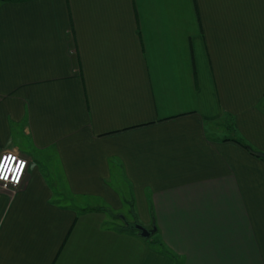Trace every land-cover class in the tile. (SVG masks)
I'll return each mask as SVG.
<instances>
[{"label":"crops","instance_id":"1","mask_svg":"<svg viewBox=\"0 0 264 264\" xmlns=\"http://www.w3.org/2000/svg\"><path fill=\"white\" fill-rule=\"evenodd\" d=\"M15 127L0 264H264V161L228 139L264 154V0L0 4V151ZM55 161L69 199L129 202L163 250L58 205Z\"/></svg>","mask_w":264,"mask_h":264},{"label":"rangeland","instance_id":"2","mask_svg":"<svg viewBox=\"0 0 264 264\" xmlns=\"http://www.w3.org/2000/svg\"><path fill=\"white\" fill-rule=\"evenodd\" d=\"M0 4H2V3H0ZM16 129H17V127H15L14 129H13V132H14V135H16L18 138H19V140L20 141H17V139H14L13 141H11L10 142V144L8 145V147H7V149H3L2 151H0V155L1 154H4V153H6V152H14V153H16V154H18L19 155V153L21 152V151H24V152H22V153H20V155H24V154H26V152H27V149H28V145H29V143H28V141L27 140H25V141H23L24 140V138H22L21 136H19V135H17V131H16ZM23 141V142H22ZM19 155V156H20ZM25 157L27 156V155H24ZM21 157H23V156H21ZM24 158V157H23ZM24 159H26V158H24ZM43 169V168H42ZM45 172H47L48 174H50V175H52L51 177H52V179H55V183H56V185H57V197L55 198V196H54V198L52 199V200H54L58 205L60 204V205H65V204H70V202H72V204L73 205H80V206H83V205H88V203L90 204V205H93V207L95 206V207H97L98 205L99 206H103L102 204L100 205L97 201H95V200H86V199H69L68 197H67V192H66V189H65V184H64V182H63V179H62V174H61V170H60V167H59V164H58V162H54L53 164H52V166L50 167H45L44 169H43ZM25 173H26V171H25ZM21 184V183H20ZM114 187H118L119 188V190H120V192H121V194L123 195V196H126L125 195V193L128 191V188L125 186V184L123 183V182H118V183H116V184H112ZM17 189V188H16ZM16 189H13V190H9L10 192H14ZM9 192V193H10ZM0 193H1V191H0ZM124 201V203L127 205V207L128 208H126V213H121L120 215L121 216H123L124 217V215L125 214H128V216L130 215V208H129V206H128V204H127V202L125 201V200H123ZM103 207H105V206H103ZM92 211V210H91ZM112 211V210H111ZM98 212H102V211H98ZM113 212V211H112ZM102 213H104L105 214V217H106V222L107 223H110V224H122L121 222H122V220L121 219H119V218H116V219H114L113 217H111L109 214H107L106 212H102ZM113 213H115V212H113ZM116 214V213H115ZM131 216V215H130ZM128 218H130V217H128ZM132 218V217H131ZM149 227V226H148ZM149 231V230H148ZM151 231V230H150ZM155 236H154V234L151 236V237H149L148 239H152V238H154Z\"/></svg>","mask_w":264,"mask_h":264},{"label":"trees","instance_id":"3","mask_svg":"<svg viewBox=\"0 0 264 264\" xmlns=\"http://www.w3.org/2000/svg\"><path fill=\"white\" fill-rule=\"evenodd\" d=\"M24 1H29V0H0V3H5V2H11V3H18V2H24ZM229 140L239 144L241 147H243L244 149H246L250 154L258 157L259 159H261L262 161H264V157L260 156L259 152H256L254 150H252L247 144H245L241 138L239 137H235V136H232L230 138H228ZM127 202V201H126ZM129 208H130V215L132 217V220L131 221H128L126 220L123 216H121L120 214L118 213H113L110 209L106 208V207H103V206H97V207H94V208H91L92 211H102V212H106L107 214H109L111 217H113L114 219L116 218H119L122 220V224H121V230H131V231H135L136 234L140 235V232L136 229V225H141L139 223V221L136 219V216L135 214L133 213V210H132V205L127 202ZM149 236L147 237H144L145 239H148L149 237H151L155 232L153 231H149ZM150 243L152 245H154L155 247L163 250V246L162 244L159 242V240L154 237L152 239H150Z\"/></svg>","mask_w":264,"mask_h":264},{"label":"built area","instance_id":"4","mask_svg":"<svg viewBox=\"0 0 264 264\" xmlns=\"http://www.w3.org/2000/svg\"><path fill=\"white\" fill-rule=\"evenodd\" d=\"M5 156H10L14 159L9 161L11 171L7 173L8 179L0 178V191H11L21 185L20 183L25 176L27 160L14 152H6L4 154H1L0 160H2ZM0 171L3 170L0 169ZM15 177H18V179H16Z\"/></svg>","mask_w":264,"mask_h":264},{"label":"snow or ice","instance_id":"5","mask_svg":"<svg viewBox=\"0 0 264 264\" xmlns=\"http://www.w3.org/2000/svg\"><path fill=\"white\" fill-rule=\"evenodd\" d=\"M12 159L14 158L10 156H5L3 157L2 160H0V169L3 170V171H0V178L8 179L7 173L11 171V166L9 164V161ZM15 178L18 179V177H15Z\"/></svg>","mask_w":264,"mask_h":264},{"label":"water","instance_id":"6","mask_svg":"<svg viewBox=\"0 0 264 264\" xmlns=\"http://www.w3.org/2000/svg\"><path fill=\"white\" fill-rule=\"evenodd\" d=\"M260 156L264 157V154L263 153H259ZM136 229L140 232V236L141 237H147L149 236V231L144 228L142 225H136Z\"/></svg>","mask_w":264,"mask_h":264}]
</instances>
